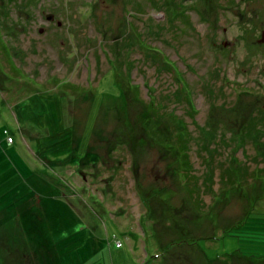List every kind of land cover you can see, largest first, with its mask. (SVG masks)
<instances>
[{
	"label": "rangeland",
	"instance_id": "374dc122",
	"mask_svg": "<svg viewBox=\"0 0 264 264\" xmlns=\"http://www.w3.org/2000/svg\"><path fill=\"white\" fill-rule=\"evenodd\" d=\"M262 29L264 0H0V264H264Z\"/></svg>",
	"mask_w": 264,
	"mask_h": 264
},
{
	"label": "trees",
	"instance_id": "16d2710c",
	"mask_svg": "<svg viewBox=\"0 0 264 264\" xmlns=\"http://www.w3.org/2000/svg\"><path fill=\"white\" fill-rule=\"evenodd\" d=\"M153 52H154V56H156V58L157 59H159V58H161V57H163L164 55L162 54V52H160L157 48H153ZM164 64H166V66L168 67V65H170V63L169 62H166L165 61V63ZM112 69V68H111ZM130 82V81H129ZM131 83V82H130ZM180 83V82H179ZM177 84L178 86H177V89H178V93L179 94H183V98H184V101L188 104V105H192V103H191V100L192 99H190L189 97H188V94L186 93V91L184 90V86H182V85H180V84ZM184 87V88H183ZM151 109H153V113H155L156 112V109H157V107L155 106V105H153V103H152V105H151ZM157 115V114H156ZM168 115H169V117H170V119H172V121H173V123H177L178 124V126H183V122H181V120L179 121V117L175 114V113H173V112H171V111H169L168 112ZM154 120H153V122H151L150 123V125L148 126V127H150L151 129H153L154 128V126L155 125H153V123L155 124V122L157 123V120H156V118H153ZM76 144H77V142H76ZM76 146V145H75ZM180 147L182 148V146H181V144H180ZM87 150H88V148H87V143H86V146H83L82 147V150H81V152L79 153V152H77L76 150H75V147H74V149H73V153H75V155H76V157H75V159H73L72 160V164H74V165H76L77 167H79L80 165H82V164H84V157H87V154H88V152H87ZM184 156H186V154H183ZM187 157V156H186ZM183 162V166L184 167H187V165H189V161H188V159L187 158H184V160L182 161ZM231 177V176H230Z\"/></svg>",
	"mask_w": 264,
	"mask_h": 264
},
{
	"label": "water",
	"instance_id": "95a60500",
	"mask_svg": "<svg viewBox=\"0 0 264 264\" xmlns=\"http://www.w3.org/2000/svg\"><path fill=\"white\" fill-rule=\"evenodd\" d=\"M258 40L259 41H262L264 43V29L261 30V32H260V38Z\"/></svg>",
	"mask_w": 264,
	"mask_h": 264
},
{
	"label": "built area",
	"instance_id": "2783aa9c",
	"mask_svg": "<svg viewBox=\"0 0 264 264\" xmlns=\"http://www.w3.org/2000/svg\"><path fill=\"white\" fill-rule=\"evenodd\" d=\"M116 244H117V245H119V244H120V242L118 241Z\"/></svg>",
	"mask_w": 264,
	"mask_h": 264
}]
</instances>
